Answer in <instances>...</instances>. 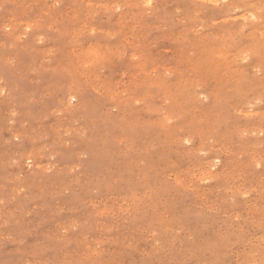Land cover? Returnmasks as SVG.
Here are the masks:
<instances>
[{"label": "rangeland", "instance_id": "1", "mask_svg": "<svg viewBox=\"0 0 264 264\" xmlns=\"http://www.w3.org/2000/svg\"><path fill=\"white\" fill-rule=\"evenodd\" d=\"M263 5L0 0V264H264Z\"/></svg>", "mask_w": 264, "mask_h": 264}, {"label": "bare ground", "instance_id": "2", "mask_svg": "<svg viewBox=\"0 0 264 264\" xmlns=\"http://www.w3.org/2000/svg\"><path fill=\"white\" fill-rule=\"evenodd\" d=\"M150 1V0H149ZM148 2V1H147ZM146 4V1L144 2V5ZM143 5V6H144ZM261 5H262V3H261ZM264 6V5H263ZM63 7V6H62ZM228 13V12H227ZM240 14V13H239ZM237 18V17H236ZM239 18V17H238ZM251 18V17H250ZM228 19V18H227ZM253 19V18H252ZM255 20V19H254ZM260 20V19H259ZM244 24V23H243ZM255 26V25H254ZM257 28V27H256ZM248 33V32H247ZM258 33V32H257ZM205 34V33H204ZM248 35V34H247ZM203 36V35H202ZM260 36V35H259ZM218 37V36H217ZM220 37V36H219ZM204 41V40H203ZM250 42V41H249ZM243 44V43H242ZM247 44V43H246ZM249 44V43H248ZM201 46H202V49H205V47H203V45L201 44ZM198 49V48H197ZM180 51V50H179ZM181 51H183V50H181ZM199 51V50H198ZM221 51V50H220ZM203 52V51H202ZM177 53V52H176ZM189 53V52H188ZM199 53V52H198ZM201 53V52H200ZM182 55H183V52L181 53ZM186 54V53H185ZM204 54V53H203ZM217 54V53H216ZM187 55V54H186ZM208 55H211V54H208ZM214 55V54H213ZM229 55V54H228ZM191 56V55H190ZM202 56V55H201ZM205 56H207V54L205 55ZM212 56V55H211ZM226 56V55H225ZM138 57V56H137ZM184 57V56H183ZM192 57V56H191ZM204 57V56H203ZM210 57V56H209ZM224 58H227V57H224ZM148 59V58H147ZM146 58H145V60H147ZM178 59V58H177ZM180 59V58H179ZM192 59V58H191ZM202 59V58H201ZM206 59V58H205ZM210 58H208V60H209ZM186 60H188V58L186 57ZM195 60V59H194ZM207 60V59H206ZM149 61V60H148ZM185 61V60H184ZM189 61V60H188ZM196 61V60H195ZM202 61V60H201ZM213 61H214V64H215V60L213 59ZM228 61V60H227ZM237 61V60H236ZM196 62H198V60L196 61ZM200 62V61H199ZM198 62V63H199ZM202 62H205V61H202ZM208 62V61H207ZM209 62H210V60H209ZM209 62H208V64H209ZM230 62H233V61H230ZM252 62V61H251ZM174 63V62H173ZM186 63V62H185ZM187 63H189V64H191V66H192V63H190V62H187ZM197 63V64H198ZM212 63V62H211ZM228 64H229V61L227 62ZM149 64H151V62H147V61H145L143 64H142V67H140V68H142L143 70H146L147 69V67L149 66ZM200 64V66H201V63H199ZM208 64L206 65V66H208ZM140 65V64H139ZM153 65V64H152ZM194 65V64H193ZM167 66V65H166ZM189 66V65H188ZM187 66V67H188ZM206 66H205V68H206ZM215 66V65H214ZM152 67V66H151ZM183 67V66H182ZM193 67V66H192ZM204 67V66H203ZM162 68V67H161ZM161 68H160V70H161ZM165 68V67H164ZM211 68V67H210ZM213 68V67H212ZM167 69V68H166ZM187 69V68H186ZM191 69V68H190ZM193 69V68H192ZM164 70V69H163ZM185 70V69H184ZM200 70H201V68H200ZM200 70H198V72L200 71ZM208 71H209V69H207ZM186 71V70H185ZM184 71V72H185ZM195 71V70H194ZM207 71V72H208ZM234 71V70H233ZM158 72V71H157ZM162 73V72H161ZM163 74V73H162ZM184 74V73H183ZM205 74V73H204ZM211 74V73H210ZM210 74H209V78H210ZM236 74V73H235ZM147 75V74H146ZM164 75V74H163ZM196 73H195V77H196ZM150 76V75H149ZM181 77H182V74L180 75ZM192 76V75H191ZM198 76H200L199 75V73H198ZM212 76V75H211ZM207 77L208 76H206L205 75V77L203 76V78H206L205 80H208L209 81V78L207 79ZM183 78V77H182ZM187 78V77H186ZM256 78V77H255ZM133 79H135V78H133ZM137 79V78H136ZM167 79V78H166ZM165 78L164 79H162V80H159L158 82H156V81H154L155 83H159V87H160V90H161V92L163 93V95H172V94H170L171 92H168V89H170L169 88V86H171L172 85V83L170 84L168 81H166V82H164V80H166ZM184 79H185V77H184ZM184 79H183V81H184ZM195 79V78H194ZM194 79H190L192 82H194ZM250 79V78H249ZM146 80V79H145ZM186 80H188V78L186 79ZM204 80V81H205ZM143 81V80H142ZM148 81H149V79H148ZM190 81V82H191ZM197 81H200V79L199 80H196V82ZM203 81V80H202ZM207 81V82H208ZM134 82V81H133ZM187 82V81H186ZM185 82V83H186ZM124 83V82H123ZM136 83V82H135ZM140 83H142V82H140ZM139 83V84H140ZM149 83V82H148ZM176 83V82H175ZM180 84L182 83V81L180 80V82H179ZM179 83H178V85H179ZM205 83H206V81H205ZM137 84V86H135V87H138V83H136ZM152 84V83H151ZM170 84V85H169ZM190 84V83H189ZM197 84H198V82H197ZM177 85V84H176ZM183 85H185V84H182V86ZM191 85V84H190ZM194 85H195V83H194ZM199 85V84H198ZM129 86V85H128ZM154 86H155V84H154ZM157 86H158V84H157ZM175 86V84L172 86L173 87V89L176 87H174ZM182 86H181V89H182ZM192 86V85H191ZM131 88V87H130ZM129 88V89H130ZM156 89V88H155ZM176 89V88H175ZM187 89H188V87H187ZM190 89H191V87H190ZM194 89V88H193ZM184 90V86H183V89L182 90H180V91H183ZM193 91V90H192ZM191 91V92H192ZM194 91H195V89H194ZM174 92V91H173ZM180 93V92H179ZM189 93V92H188ZM150 94V93H149ZM181 94V93H180ZM180 94H178L179 96H180V98H181V95ZM186 94H187V92H186ZM254 94V93H253ZM260 94V93H259ZM163 95H161V96H163ZM177 95V94H176ZM215 95V94H214ZM148 96H150V97H152L151 96V94L150 95H148ZM159 97V96H158ZM157 97V98H158ZM165 97H167V96H165ZM217 97V96H216ZM160 98V97H159ZM163 99V98H162ZM210 100V99H209ZM166 103V102H165ZM65 104V103H64ZM71 104V103H70ZM137 104V103H136ZM78 105V104H77ZM66 106V105H65ZM262 106V105H261ZM249 107V106H248ZM77 108V107H76ZM247 108V107H246ZM238 110V109H237ZM261 110V109H260ZM263 110V109H262ZM118 111V110H117ZM249 111V110H248ZM248 111H247V113H248ZM239 112V111H238ZM261 113H262V111H261ZM72 114V113H71ZM73 115V114H72ZM264 115V114H263ZM250 116V115H249ZM118 120V119H117ZM134 120V119H133ZM77 125V124H76ZM251 127H253V126H251ZM255 127H256V125H255ZM263 128V127H262ZM264 130V129H263ZM209 132V131H208ZM215 134V133H214ZM252 134V133H251ZM222 135H223V133H222ZM206 137V136H205ZM45 138V137H44ZM234 138V137H233ZM171 139V138H170ZM217 139H218V137H217ZM219 140V139H218ZM202 141V140H201ZM204 143V142H203ZM202 145H204V144H202ZM200 147V149H202V146H199ZM205 147V146H204ZM258 154V153H257ZM256 154V155H257ZM249 158V157H248ZM251 158H253V157H251ZM260 159V158H259ZM248 160H250V159H248ZM140 163V162H139ZM257 163H259V162H257ZM29 165V164H28ZM213 166V165H212ZM35 167V166H34ZM38 167V166H37ZM214 168V167H213ZM200 171V170H199ZM198 171V172H199ZM201 174V173H200ZM58 175V174H57ZM60 175V174H59ZM205 175V174H204ZM258 175V174H257ZM194 176V175H193ZM245 177V176H244ZM259 178H260V176H259ZM204 179V178H203ZM245 179V178H244ZM256 181V180H255ZM249 182V181H248ZM257 183V182H256ZM11 184V183H10ZM260 187V186H259ZM99 189V188H98ZM248 190H250V189H248ZM254 192H255V189H254ZM88 195V194H87ZM263 195V194H262ZM128 197V196H127ZM117 198V197H116ZM94 200V199H93ZM113 200V199H112ZM18 202V201H17ZM109 202V201H108ZM27 204V203H26ZM131 204V203H130ZM129 207V206H128ZM90 208V207H89ZM263 211V210H262ZM158 222V221H157ZM12 225V224H11ZM163 225H164V223H163ZM74 236V235H73ZM10 237V236H9ZM220 249V248H219ZM218 250V249H217ZM253 250V249H252ZM102 255V254H101ZM11 259V258H10ZM242 261H243V259H242Z\"/></svg>", "mask_w": 264, "mask_h": 264}]
</instances>
